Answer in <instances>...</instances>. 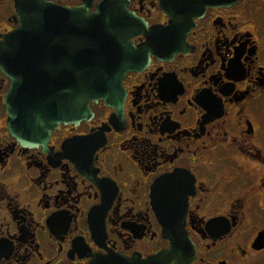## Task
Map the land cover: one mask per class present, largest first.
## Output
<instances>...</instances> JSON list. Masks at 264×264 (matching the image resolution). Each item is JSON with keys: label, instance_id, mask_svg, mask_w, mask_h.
Returning <instances> with one entry per match:
<instances>
[{"label": "flooded vegetation", "instance_id": "1", "mask_svg": "<svg viewBox=\"0 0 264 264\" xmlns=\"http://www.w3.org/2000/svg\"><path fill=\"white\" fill-rule=\"evenodd\" d=\"M125 2L145 25L122 96L45 143L12 134L0 68V264L147 257L171 245L164 221L187 264H264V0ZM18 25L0 0V39Z\"/></svg>", "mask_w": 264, "mask_h": 264}, {"label": "water", "instance_id": "2", "mask_svg": "<svg viewBox=\"0 0 264 264\" xmlns=\"http://www.w3.org/2000/svg\"><path fill=\"white\" fill-rule=\"evenodd\" d=\"M16 9L19 25L0 39V68L12 79L5 98L9 128L22 143L35 145L45 143L59 123L89 118L91 100L111 103L122 96L125 73L140 63L131 38L145 23L129 12L125 0H101L93 11L87 4L16 0ZM185 32L178 33L180 41ZM158 33L149 30L146 45ZM163 225L169 248L147 257L96 254L86 264H187L190 239L172 234L170 222Z\"/></svg>", "mask_w": 264, "mask_h": 264}]
</instances>
